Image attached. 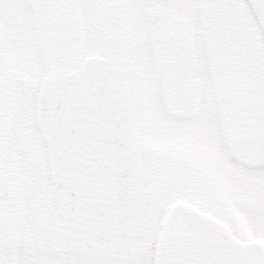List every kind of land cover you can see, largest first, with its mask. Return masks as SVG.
Masks as SVG:
<instances>
[{
    "label": "snow or ice",
    "instance_id": "snow-or-ice-1",
    "mask_svg": "<svg viewBox=\"0 0 264 264\" xmlns=\"http://www.w3.org/2000/svg\"><path fill=\"white\" fill-rule=\"evenodd\" d=\"M0 264H264V0H0Z\"/></svg>",
    "mask_w": 264,
    "mask_h": 264
}]
</instances>
